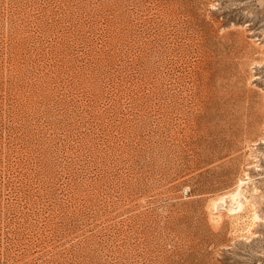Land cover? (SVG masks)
<instances>
[{
    "label": "rangeland",
    "instance_id": "obj_1",
    "mask_svg": "<svg viewBox=\"0 0 264 264\" xmlns=\"http://www.w3.org/2000/svg\"><path fill=\"white\" fill-rule=\"evenodd\" d=\"M0 264H264V0H0Z\"/></svg>",
    "mask_w": 264,
    "mask_h": 264
},
{
    "label": "bare ground",
    "instance_id": "obj_2",
    "mask_svg": "<svg viewBox=\"0 0 264 264\" xmlns=\"http://www.w3.org/2000/svg\"><path fill=\"white\" fill-rule=\"evenodd\" d=\"M226 100H227V98H226ZM231 102L233 105L232 108L230 109L231 117H232V123L235 127L236 126L240 127L241 130H243L245 132V134L248 132V130L251 129L252 126L259 125L262 122L260 106L257 105L255 102H253L250 90L245 92V97L243 95L232 96ZM226 110H227V108H226ZM249 139H251V138L249 137ZM224 195L225 196L220 197L221 200L228 197L227 193ZM229 195H231L233 197L234 196L237 197L238 207L239 208L242 207L243 199L245 196H244V191L242 190L241 186L238 187V189H236V191H233V193H231ZM221 203H223V202H221Z\"/></svg>",
    "mask_w": 264,
    "mask_h": 264
}]
</instances>
